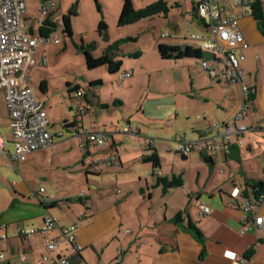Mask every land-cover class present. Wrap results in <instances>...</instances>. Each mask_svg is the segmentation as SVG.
Returning <instances> with one entry per match:
<instances>
[{
	"label": "crops",
	"instance_id": "crops-1",
	"mask_svg": "<svg viewBox=\"0 0 264 264\" xmlns=\"http://www.w3.org/2000/svg\"><path fill=\"white\" fill-rule=\"evenodd\" d=\"M189 1L194 5L199 0ZM240 1L221 0L219 5L225 9L223 16L235 17L237 30L244 38V44L237 48V52L245 56L240 62V69L244 75L243 84L248 85L255 96L246 118L251 130L244 138L243 145H236L235 140L223 144L221 137L225 125L242 106L240 83L231 85L211 81L201 61L196 59L163 60L159 57L156 64L145 68L140 63L142 52L139 51V58H132L128 56L131 52H127L118 74L112 75L103 68L108 80H99L103 82L101 87L91 88L88 94L84 93L86 105L82 107L80 104V110L84 109L83 114L79 112L80 120L76 118L75 121H67L69 125L76 122L77 135L84 137L79 141L84 173L67 176L66 183L60 184L57 176L53 175L54 171L69 168L65 167V155L59 149L64 143V133L60 130L52 131L54 124L42 98L48 93L47 87L46 94L40 92L37 96L45 103L50 131L57 137V142L49 149L30 154L22 163H26L35 172L42 170L43 173L39 175L50 179L53 184H49L48 188H38L36 178L29 175L27 170L22 176L16 172L6 174L12 193L8 208L0 212V229L6 231V238L0 239V252L4 254L2 260H6L7 264H48L43 261V257L49 255L55 258L70 256V264H231L224 257L226 251L243 257L252 251L250 264H264V227L244 233V227L253 220L254 214L244 210L246 199L243 196L237 199L232 196L236 189L244 190L246 181L264 182V33L255 17L247 13L248 8L239 4ZM258 1L264 9V0ZM26 2L28 23L38 29V22L45 19L35 18L37 14L34 17L30 13L28 0ZM176 5L179 6L178 3ZM54 11L55 6L51 14ZM203 27L204 34H208V24L206 27L203 23ZM164 45L184 51L179 43ZM190 47L201 51L195 46ZM40 48L33 53V60L34 56L38 57ZM125 60L129 64L125 65ZM126 73H131V77L120 79ZM162 73L167 86L157 83L159 77L155 76ZM94 81L98 80L91 79L89 83ZM209 81L217 83V88L211 87ZM117 82L122 91L118 89ZM106 83L112 89L104 97L102 87ZM159 86L163 88L157 90ZM75 87L81 86L76 84ZM229 87H238L239 100L235 89L232 93L226 91ZM189 89L190 100L197 110L198 121L195 124L189 128H177L174 141L165 137L164 133V139L158 142L142 133L138 121L140 115L144 123L156 121L144 115L149 104L166 114L158 121L173 119L179 123L180 118L192 119L189 117L192 116L189 107L179 102V97L188 95ZM166 93L174 96L167 98ZM199 94L203 95L202 103L197 101ZM164 98L168 101H164ZM208 107L213 109V113ZM114 113L125 118L126 122L125 125L117 123L119 127L109 133L104 124V128H101L100 123L104 122L106 115L114 117ZM85 116L92 117L87 120ZM10 121L5 93L0 91V134L6 138L12 150ZM129 125L136 128L132 133L120 131ZM87 130L92 133L106 132L112 136L102 150L95 152L87 141ZM189 131L192 137H188ZM180 141L199 143L197 151L201 159L214 164L217 158L219 163L227 165L229 169L220 168L217 174L212 170L203 180L200 178V170L194 187L187 191L183 188L180 191L179 188L171 190L166 196L168 199L163 200L158 196L155 170L151 164L144 162V157L151 156V150H154L161 159L159 172L162 176H170L176 172L174 169L171 172L163 170V162L167 159L161 155L167 153L169 148L172 149V143ZM211 147L216 149L211 150ZM111 157H116L118 165L103 164L99 170L92 165L97 160L104 162ZM8 160L9 164H19ZM0 178H3L1 174ZM199 201H204L211 208V214L201 215ZM52 202H56V207L50 208L49 203ZM180 211H187L191 221L199 228L203 244L173 221ZM254 211L264 217V205L255 207ZM48 216L62 227H78L77 242L82 246L79 254H74L72 246L64 242L60 243L55 252L47 250L46 242L60 236L59 230L47 234L41 232ZM187 221L185 217L183 225ZM22 229H34L37 233L24 239L20 235ZM21 257L25 258V262L21 261Z\"/></svg>",
	"mask_w": 264,
	"mask_h": 264
},
{
	"label": "rangeland",
	"instance_id": "rangeland-1",
	"mask_svg": "<svg viewBox=\"0 0 264 264\" xmlns=\"http://www.w3.org/2000/svg\"><path fill=\"white\" fill-rule=\"evenodd\" d=\"M136 8H145L146 6L158 1V0H132ZM168 3L170 10L167 17L158 16L151 19L143 20L138 23L127 25L123 27L118 26V20L121 14L122 6L124 0H49L47 4L51 7V11H55L52 14L53 18L57 21V32L54 33L55 37L64 36V28L62 25V18L68 15V12L76 5L75 16H70L73 36L72 38L65 36L61 43L51 42L47 45L41 46L39 50L38 57L34 56L33 64L31 65L30 71V85L34 89V92L40 93V84L42 81H46L48 87V93L46 96L42 97L47 104V111L49 117L52 119L54 126H52V131L60 130L64 133L63 144L60 145V152L65 156L64 164L65 167L69 169L59 168L54 171L55 176H57L58 183H66L67 176H74L79 173L83 175L84 170H82V156L80 150V140L83 136L77 135L75 128H67L66 124L69 121H75L76 117L79 116L80 104L82 107L85 104V97L78 96L77 92L71 91L72 87L79 84L80 91L82 93H89V81L91 79L108 80L105 70L99 68L96 70H88L86 67L85 56L82 50V46L87 47L90 44H94L95 47L92 49V54L94 57H99L102 55L103 51L110 45L120 40H127L128 38L133 39L126 41L121 44L122 55L127 52L135 53L142 52V58L140 60L141 66L148 68L156 64V59L159 58V53L157 47L164 44L179 43L182 50L185 51V45L195 46L201 49L205 55L207 52L202 47L201 41L192 40L191 36L193 34H204L205 29L203 23L198 18H193V5L189 0H164ZM30 13L37 14L38 19H47L41 9V0H28ZM179 4L176 5V4ZM104 21L108 29L105 35L99 33V24ZM104 34V33H103ZM164 34L167 36L163 37ZM124 57V56H123ZM46 58V60L44 59ZM160 59V58H159ZM139 61V60H135ZM125 65H127V60H125ZM129 64V63H128ZM115 77V76H114ZM113 77V79H114ZM155 77H159L157 83L166 85L165 75L159 74ZM117 78H115L116 80ZM210 82V81H209ZM211 83V82H210ZM209 85L213 88H217V83L213 82ZM118 89L120 91V83L117 82ZM167 86V85H166ZM103 96L105 94H110L111 87L109 83L106 86L103 85ZM147 88V86H146ZM163 87H157V90H161ZM190 88V86H189ZM235 89L237 100L240 98V93L238 87H229L226 91L232 93ZM166 90V89H165ZM168 92V91H165ZM191 91L189 89L188 95L180 96L179 102L183 105L189 107V113H191L192 119L187 120L185 118H180L179 123H175L173 119L168 121H158L160 118H164L166 114L153 108L150 104L145 110V117L147 119L156 120L151 123H144L142 121V115H140L138 121L142 133L146 134L148 138H154L155 141H161L164 139L162 137H168L169 140L174 141L176 136L177 128H189L191 124H195L197 119V110L194 109V102L190 100ZM42 94V93H40ZM43 95V94H42ZM174 96V94H170ZM169 93H166L167 98H169ZM197 101L202 103V96L197 95ZM141 97V95H140ZM103 98V97H102ZM142 98V97H141ZM167 98H164V101ZM104 99V98H103ZM142 99H140L141 101ZM178 100V97H177ZM192 105V106H191ZM202 105V104H201ZM217 109V107L214 106ZM240 106L238 107V109ZM209 111L213 113V109L208 107ZM99 110V108H98ZM139 110V109H138ZM218 111V109H217ZM118 112V111H117ZM120 113V112H119ZM115 116L111 118V115H106L104 122L100 123L101 128L104 126L108 132L113 133L117 126L125 125V118L114 113ZM124 112L121 111V115ZM124 116V115H123ZM137 114H135V117ZM86 117V116H85ZM92 116H87L85 119L89 120ZM80 120V117H78ZM102 119V117L100 118ZM68 121V122H67ZM70 130V131H69ZM164 133V136H163ZM82 134V133H81ZM193 134L189 131L188 137H192ZM84 138V137H83ZM178 138L180 136L178 135ZM166 140V139H165ZM220 140V139H219ZM178 143H172V149L164 152L161 157L166 158L167 161L163 162V170L171 172L172 169L177 174H183L184 187L186 191L189 188L194 187L197 180V173L201 172V179H205L208 173L213 170L214 174L219 172V169L223 170L229 169L227 165L219 163L217 158H215L214 164L207 163L205 159H201L200 153L196 152L190 155L187 159H184L182 154L177 151ZM12 149V147H11ZM163 152H161L162 154ZM0 174L3 178H0V212L5 211L11 201V185L8 183L7 175L9 172H16L15 174H22L27 170L36 178V183L38 188L44 187L48 188L49 184L52 186L50 179H45L41 177L39 173H43L42 170L34 171L27 167L26 163H17L16 166L9 164L8 158L0 154ZM39 175V176H38ZM49 175V172H48ZM20 176V177H21ZM79 176V175H78ZM84 185V183H83ZM158 188V196L165 200L167 194H163L162 188ZM178 191H180V189ZM181 189V190H183ZM6 231L0 229V239L5 236ZM1 242V241H0ZM0 264H7L6 260L0 259Z\"/></svg>",
	"mask_w": 264,
	"mask_h": 264
},
{
	"label": "built area",
	"instance_id": "built-area-1",
	"mask_svg": "<svg viewBox=\"0 0 264 264\" xmlns=\"http://www.w3.org/2000/svg\"><path fill=\"white\" fill-rule=\"evenodd\" d=\"M221 0H199L196 10V18L208 24V34H193L192 40L201 41L206 54L210 55L212 62L204 60L201 65L206 71L209 79L228 83L231 85H241L243 103L233 119L227 123L222 131L223 144L235 140L236 145L242 146L243 140L251 130L246 122L251 107L252 89L243 84L244 75L240 69V62L245 56L237 52V48L244 44V38L237 30V22L233 16H223L225 9L220 7ZM256 0H242L240 5L248 8L247 13L251 14L250 6ZM41 9L45 15L51 12L50 7L41 4ZM26 0H0V91L5 93L6 106L11 118L10 128L13 141L12 150L6 138L0 134V154L8 157L13 162H25L27 157L37 151L49 149L57 142V137L50 131V121L45 110V103L41 101L34 90L30 87L29 69L33 64V53L37 48L51 42L61 43L64 36L42 37L39 29L42 21L38 22V29H34L27 20ZM166 34L163 35L165 37ZM131 73L120 76V79L131 77ZM134 125H129L120 129L123 133H132ZM86 132L87 141L93 151L98 152L105 147L112 135L106 132ZM199 143L178 142L177 151L184 156H189L199 150ZM84 149V148H83ZM216 147H211L215 150ZM198 152V151H197ZM118 165L116 157H111L106 161H95L92 165L99 170L101 165ZM157 174H161L159 171ZM44 190H41L43 192ZM241 191L235 190L232 196L237 199ZM201 215L211 214V208L204 202L199 201ZM264 205V195H251L245 200L243 208L246 212L254 214L251 222L244 227V233L250 229L255 231L264 227V217L257 215L255 207ZM52 230H59L60 236L46 242L49 252H55L61 242L71 245L74 254H79L82 246L77 242L78 227H62L51 216L46 217L42 233L47 234ZM37 233L34 229H22L20 235L27 239ZM6 237L4 236L2 240ZM4 254L0 252V259ZM224 257L231 261V264H250L248 257H243L235 252L226 251ZM25 262V258L21 257ZM43 261L48 264H70V256L52 257L45 255Z\"/></svg>",
	"mask_w": 264,
	"mask_h": 264
},
{
	"label": "trees",
	"instance_id": "trees-1",
	"mask_svg": "<svg viewBox=\"0 0 264 264\" xmlns=\"http://www.w3.org/2000/svg\"><path fill=\"white\" fill-rule=\"evenodd\" d=\"M97 2V0H96ZM41 4L46 5L48 4L46 0H41ZM198 7V2L193 5V14L196 18V10ZM51 8V7H50ZM76 5H73V7L68 12V15H65L62 18V25L64 28V36H68L72 38L73 31H72V24H71V18L70 16H75ZM170 7L168 3L164 0H158L145 8H136L134 5V2L132 0H124L121 14L118 20V26L123 27L127 25H132L135 23H138L143 20L151 19L158 16H164L167 17L169 14ZM250 11L253 17L259 22L261 26V30L264 33V9L263 5L260 1L256 0L254 4L250 6ZM52 12V11H51ZM51 12L47 15V19L42 21V25L39 29V33L42 37H49L52 36L55 32H57V21L53 18V15ZM204 25L207 27V24L205 21H202ZM108 29L107 24L104 21H101L99 24V33L101 35H105L106 31ZM104 33V34H103ZM167 36V34H166ZM133 40L128 38L127 40H120L113 44H110L99 57H94L92 54V49L95 47L94 44H90L87 47L84 45L82 46V50L84 52L85 56V62L86 67L88 70H96L99 68H106L108 72L112 75L118 74L123 66V56L121 52V44ZM158 53L159 57L163 60H184V59H196L201 61V63L206 60L209 62H212V58L210 55L205 54L203 55L200 50H193L190 46H185V51H181L177 47L170 46V45H159L158 46ZM128 56L132 58H139L141 56L140 52L131 53ZM103 84L102 81H94L89 83V89L91 88H97L101 87ZM228 84V83H225ZM71 91L77 92L78 96L84 95L80 91L79 87H75L74 89H70ZM40 92L43 94L47 93V83L46 81H42L40 84ZM38 95V93L36 94ZM255 99L254 94L251 97V102H253ZM83 110V111H82ZM84 113V109H81L80 114ZM79 114L78 117H81ZM76 122L72 124H66V128H75ZM154 142V141H153ZM150 152V150L148 151ZM151 156L144 157V162L151 164L153 166V169L155 170V177L157 179V187H161L163 194H168L171 190L178 189L183 187L184 185V178L183 174H177L173 173L170 176H162L161 174H157L156 172L159 171V169L162 167L161 165V159L158 156V154L153 150H151ZM184 159L187 157L183 156ZM211 161V159H210ZM211 163V162H210ZM144 193V191H142ZM251 195L253 196H260L264 195V182L263 181H246L244 190L241 191L240 196H243L244 198H249ZM51 206L50 208L56 207V202L49 203ZM185 217L188 218V221L186 225H183L185 222ZM173 221L179 225L184 231L191 234L199 243H204V239L202 236L201 231L199 228L194 224L187 211H180L176 214ZM204 252V251H203ZM252 251H250L247 255V257L252 256Z\"/></svg>",
	"mask_w": 264,
	"mask_h": 264
},
{
	"label": "bare ground",
	"instance_id": "bare-ground-1",
	"mask_svg": "<svg viewBox=\"0 0 264 264\" xmlns=\"http://www.w3.org/2000/svg\"><path fill=\"white\" fill-rule=\"evenodd\" d=\"M182 156H184L183 154H182ZM185 157H187V156H185ZM246 200H247V198H245Z\"/></svg>",
	"mask_w": 264,
	"mask_h": 264
},
{
	"label": "water",
	"instance_id": "water-1",
	"mask_svg": "<svg viewBox=\"0 0 264 264\" xmlns=\"http://www.w3.org/2000/svg\"><path fill=\"white\" fill-rule=\"evenodd\" d=\"M207 162V160H205Z\"/></svg>",
	"mask_w": 264,
	"mask_h": 264
}]
</instances>
